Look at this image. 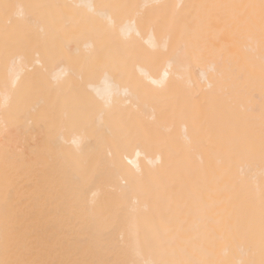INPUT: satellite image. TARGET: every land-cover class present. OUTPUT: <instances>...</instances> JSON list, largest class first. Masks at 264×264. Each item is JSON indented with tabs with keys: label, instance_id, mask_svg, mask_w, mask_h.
<instances>
[{
	"label": "bare ground",
	"instance_id": "1",
	"mask_svg": "<svg viewBox=\"0 0 264 264\" xmlns=\"http://www.w3.org/2000/svg\"><path fill=\"white\" fill-rule=\"evenodd\" d=\"M0 264H264V0H0Z\"/></svg>",
	"mask_w": 264,
	"mask_h": 264
}]
</instances>
